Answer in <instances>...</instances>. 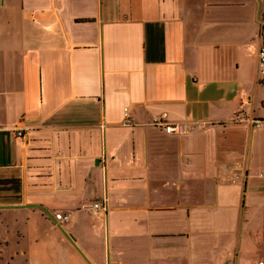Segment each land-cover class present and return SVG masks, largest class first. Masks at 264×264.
Here are the masks:
<instances>
[{"label":"crops","instance_id":"obj_1","mask_svg":"<svg viewBox=\"0 0 264 264\" xmlns=\"http://www.w3.org/2000/svg\"><path fill=\"white\" fill-rule=\"evenodd\" d=\"M260 5L0 0V264L264 260Z\"/></svg>","mask_w":264,"mask_h":264},{"label":"built area","instance_id":"obj_2","mask_svg":"<svg viewBox=\"0 0 264 264\" xmlns=\"http://www.w3.org/2000/svg\"><path fill=\"white\" fill-rule=\"evenodd\" d=\"M258 32H257V51H256V75L257 80L260 84L264 85V0H261L260 9L258 12ZM125 121L128 123L129 114L128 110L125 109L123 112ZM254 128H260L262 123L260 121H254L250 119ZM150 125L156 128H161L166 134L174 132L177 128L174 127L170 122H168L164 117L154 116L151 118ZM180 129V128H179ZM182 131V129H180ZM16 136L21 138L23 136L22 131H16ZM83 210H88L92 214H97L99 212L105 213L107 211V205L105 200L94 202L89 205H83L81 207ZM69 214L56 213L54 215V220L61 225L69 219ZM257 264H264V260H260Z\"/></svg>","mask_w":264,"mask_h":264},{"label":"water","instance_id":"obj_3","mask_svg":"<svg viewBox=\"0 0 264 264\" xmlns=\"http://www.w3.org/2000/svg\"><path fill=\"white\" fill-rule=\"evenodd\" d=\"M19 207V206H17ZM2 208V207H1ZM6 208H15L14 206H11V207H6ZM60 228V227H59ZM60 230L62 231V229L60 228ZM67 237V236H66Z\"/></svg>","mask_w":264,"mask_h":264}]
</instances>
